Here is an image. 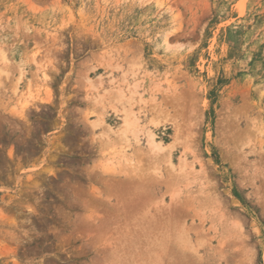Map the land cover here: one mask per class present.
<instances>
[{
	"label": "rangeland",
	"instance_id": "1",
	"mask_svg": "<svg viewBox=\"0 0 264 264\" xmlns=\"http://www.w3.org/2000/svg\"><path fill=\"white\" fill-rule=\"evenodd\" d=\"M0 264H264V0H0Z\"/></svg>",
	"mask_w": 264,
	"mask_h": 264
},
{
	"label": "bare ground",
	"instance_id": "2",
	"mask_svg": "<svg viewBox=\"0 0 264 264\" xmlns=\"http://www.w3.org/2000/svg\"><path fill=\"white\" fill-rule=\"evenodd\" d=\"M44 73H45V72H44ZM44 73H42V76H44V75L46 74V73H45V74H44ZM43 74H44V75H43ZM46 75H47V74H46ZM46 75H45V76H46ZM44 79H45V78H44ZM131 86H132V85H131ZM118 90H119V89H118ZM119 92H120V90H119ZM120 93H122V92H120ZM131 93H132V92H131ZM122 94H123V93H122ZM122 94H121V96H122ZM118 95H120V94H118ZM118 95H117V96H118ZM130 95H131V94H130ZM117 96H116V97H117ZM126 96H127V95H126ZM128 97H129V95H128ZM122 98H123V96H122ZM126 98H127V97H126ZM124 99H125V96H124ZM118 100L121 101L122 99H118ZM122 102H123V100H122ZM125 111H126V110H125ZM128 111H129V109H128ZM133 117H134V116H133ZM122 118H123V117H122ZM126 118H127V117H126ZM127 119H130V118H127ZM133 119H134V118H133ZM124 120H125V118H124ZM124 120H122V121H124ZM132 122L135 123V119H134V121H133V120L130 121V123H132ZM137 122H138V121H137ZM128 123H129V121H128ZM128 123H127V124H128ZM127 124H126V127H127ZM137 125H138V124H137ZM123 127H124V126L119 127V128H121L122 131L118 128V130H120V131L122 132V134L127 130L126 127H124L125 129L123 130V129H122ZM128 127H130V126H128ZM134 127H135V126H134ZM134 127H133V124H132V128H134ZM118 130H117V131H118ZM128 130H129V129H128ZM130 130H131V128H130ZM133 130H134V129H133ZM135 130H136V129H135ZM146 131H147V130H146ZM148 131H149V130H148ZM118 132H119V131H118ZM135 132H136V131H135ZM133 133H134V132H133ZM148 133H149V132H148ZM148 133H147V132L145 133L146 136H147ZM122 134L120 133L119 135H121V137H122V136H124V135H122ZM135 134H136V133H135ZM119 135L117 134V136H119ZM148 135H149V137H148V140H149V141L147 140V143H146V144H150L152 148H155V150L158 149V150H159L158 152H160V150H164V149H165V148L162 149L164 146H162L161 143L156 142V141L154 140V138H153V134H152V133H149ZM135 136H136V135H135ZM149 138H150V139H149ZM150 145H148V146L150 147ZM169 148H170V147H169ZM166 150H167V148H166ZM150 151H151V149L149 150V152H150ZM154 152H155V151H154ZM168 152H169V151H168ZM151 153H153V151L150 152V155L155 156V157L158 156L157 151H156V153H153V154H157V155H153V154H151ZM160 153H161V152H160ZM165 153H166V152H165ZM167 156H168V153H167ZM155 157H154V158H155ZM158 157H159V156H158ZM158 157H157V158H158ZM160 157H161V156H160ZM160 157H159L158 159H161ZM162 159H163V158H162ZM182 162H183V161H182ZM169 163H170V162H169ZM171 166H172V165H171ZM181 167H182V166H181ZM181 167H180V168H181ZM181 169H182V168H181ZM185 179H186V178H185ZM168 222H169V221H168ZM175 227H176V226H175ZM180 227H181V226H180ZM181 229H182V228H181ZM186 230H187V229H186ZM181 231H182V230H181ZM184 231H185V230H184ZM177 232H178V231H177ZM182 232H183V231H182ZM167 233H168V232H167ZM174 233H175V232H174ZM183 234H184V233H183ZM175 237H176V236H175ZM182 237H183V236H182ZM188 237H189V236H188ZM165 238H166V237H165ZM183 238H184V237H183ZM184 240H185V239H184ZM184 240H183V242H184ZM196 240H197V239H196ZM166 241H167V240H166ZM179 241H181V240H179ZM179 241H178V242H179ZM197 241H198V240H197ZM219 241H220V240H219ZM186 243H187V242H186ZM198 243H199V242H198ZM220 243H221V242H220ZM180 244H182V243L180 242ZM180 244H179V245H180ZM184 244H185V243H184ZM188 246H189V245H188ZM188 246H186V247H188ZM188 249H189V248H188ZM190 249H192V248L190 247ZM190 249H189V250H190ZM189 250H188V251H189ZM195 250H196V249H195Z\"/></svg>",
	"mask_w": 264,
	"mask_h": 264
}]
</instances>
